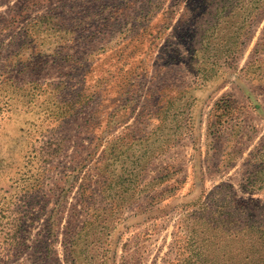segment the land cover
Returning a JSON list of instances; mask_svg holds the SVG:
<instances>
[{
	"label": "rangeland",
	"instance_id": "374dc122",
	"mask_svg": "<svg viewBox=\"0 0 264 264\" xmlns=\"http://www.w3.org/2000/svg\"><path fill=\"white\" fill-rule=\"evenodd\" d=\"M235 81L264 110V0H0V264H169L198 218L264 227V132L241 161L205 103Z\"/></svg>",
	"mask_w": 264,
	"mask_h": 264
},
{
	"label": "trees",
	"instance_id": "16d2710c",
	"mask_svg": "<svg viewBox=\"0 0 264 264\" xmlns=\"http://www.w3.org/2000/svg\"><path fill=\"white\" fill-rule=\"evenodd\" d=\"M223 112L222 115H224ZM256 151V150H255ZM253 157V153L251 155ZM150 187L149 185H145V188ZM220 190L221 186L216 187V190ZM143 192V190H142ZM205 201L203 205L205 207H211L212 199L211 196H205ZM118 205L126 206L125 208L129 207L130 203H121L115 204L111 203L110 211H119ZM203 206V210L205 211V207ZM91 209V208H90ZM94 210V209H93ZM109 210V209H106ZM202 210V209H201ZM153 214L154 212H146ZM157 213V212H156ZM199 214V213H198ZM144 215V214H143ZM149 215V214H146ZM145 215V216H146ZM196 216L193 213H190L187 216V219H195ZM138 214H134L130 218H136ZM190 219V220H191ZM125 220V219H124ZM128 222V219H126ZM205 220V221H204ZM96 220H88L83 228L82 231L93 227L96 225ZM121 221V218L120 220ZM198 222L202 221L201 227L205 228L198 236L197 231H192L188 237V243L190 245H197L196 249H189L185 252V254H179L175 262H170L169 264H264V230L263 225L256 222L251 221V234H244L240 236L239 233L237 235L229 234L228 232L224 233H217L215 231V227L220 223V221L214 222V220L201 217L197 219ZM188 221L184 224V227L188 226ZM235 223L230 224V227H233ZM119 225L118 221L113 222V230L116 229V226ZM229 234V235H228ZM79 235V234H78ZM238 243L239 247L234 248L233 245ZM113 248L112 245H110ZM79 244L76 240L72 243V252L76 253L78 250ZM112 252V250H110ZM115 252V251H114ZM109 253V252H108Z\"/></svg>",
	"mask_w": 264,
	"mask_h": 264
},
{
	"label": "crops",
	"instance_id": "0c3cea01",
	"mask_svg": "<svg viewBox=\"0 0 264 264\" xmlns=\"http://www.w3.org/2000/svg\"><path fill=\"white\" fill-rule=\"evenodd\" d=\"M211 98V99H210ZM205 96V103L206 104H212V108L211 110L208 112V115H210L212 118H210V122L214 123V129L216 127V125H219L216 134H215V139L218 140L219 137L223 136L222 130L223 128L226 129V133H228L227 138L229 139L227 141L226 144V148L230 149V147H232L235 144V140L236 138H244L247 142V144L249 145V150H247L245 153H243L241 156V161H245L249 156L252 155V153L254 152L253 149L255 148V145H257L258 143L256 141H251V138H249V136L251 135V131L253 129V131H257L259 130V132H264V128L262 129V127H264V110L262 109L261 106L259 105H255V110L252 108L251 106V96L248 94L247 90L241 86L239 81H235V82H227L225 83L223 86L216 88L213 92L212 95ZM231 99L234 103V107L231 106V110L230 112L227 114L228 116L223 120H220L218 117L221 115H219V111L222 110V104L224 103V99ZM137 111V119L136 122H140V120L142 118L143 121L152 123L154 121H158V125L161 123H164L163 120L161 119V110H158L155 114H148V116H152L150 117V119H145L144 115H142V118H140L141 116V112L140 110H142V108H135ZM140 111V112H138ZM222 113V112H221ZM212 114V115H211ZM144 122L141 121V124H143ZM255 123V124H252ZM258 123V124H257ZM262 124V125H260ZM149 126V124H147ZM146 125V127H147ZM212 126V124H211ZM226 126V127H225ZM259 127V128H258ZM220 131V132H219ZM224 131V130H223ZM255 133V132H253ZM153 133H151L152 135ZM139 137H141V141L145 142L146 140L151 139V137L146 138L145 136H141L139 134ZM254 138V137H253ZM208 151L210 152L207 153L208 156H211L212 154H217L219 151H221V149L216 146V144H212L209 148ZM253 151V152H252ZM226 154V153H225ZM225 154L221 155V160L225 159ZM220 160L219 165L223 166V162ZM207 168L210 166V164H207ZM235 169V168H234ZM237 169V168H236ZM236 171V170H235ZM223 173V172H222ZM221 173V174H222ZM220 179L221 176H220ZM155 181V179H153ZM153 183V181L151 182Z\"/></svg>",
	"mask_w": 264,
	"mask_h": 264
}]
</instances>
